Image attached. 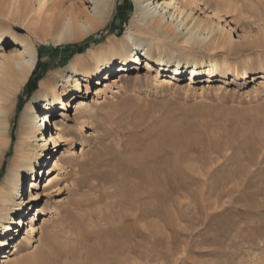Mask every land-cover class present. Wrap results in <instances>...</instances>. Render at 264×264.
Masks as SVG:
<instances>
[{"label": "rangeland", "instance_id": "obj_1", "mask_svg": "<svg viewBox=\"0 0 264 264\" xmlns=\"http://www.w3.org/2000/svg\"><path fill=\"white\" fill-rule=\"evenodd\" d=\"M230 1L236 9L217 21L232 44L208 42L190 54L183 52V37L167 36L176 53L169 52L166 60L187 67L197 62L201 68L216 58L224 77L246 70L248 77L231 85L222 79L214 86L198 83L191 88V76L184 75L178 85L160 87L153 81L156 72L140 69L118 92L84 95L82 115L93 114L96 127L85 119L73 142L58 141L56 157L49 159L34 189L39 199L30 204V211L40 205L41 214L55 215L46 221L44 234L36 231L32 244H22L21 254L4 264L46 251L51 234H56L52 264H264V90H257L264 73V0ZM202 11L198 14L205 17ZM46 16L38 23L40 29ZM140 19L135 0H116L100 31L62 44L53 37L40 41L26 24L14 22L25 30L18 35L32 36L39 56L14 102L13 138L0 163V185L12 166L24 112L41 81L55 80L62 94L66 82L61 75L73 60L108 38L118 40L114 35L122 37L128 29L149 51L136 31ZM13 47L11 41L0 44V59ZM153 51L157 58L159 52ZM74 112L69 108L65 117L73 129ZM149 189L147 200L142 194ZM152 208L159 210L162 223L159 216L147 214ZM19 229L0 247V256L13 251L9 246L21 241L27 226ZM109 247L118 255L106 253Z\"/></svg>", "mask_w": 264, "mask_h": 264}, {"label": "bare ground", "instance_id": "obj_2", "mask_svg": "<svg viewBox=\"0 0 264 264\" xmlns=\"http://www.w3.org/2000/svg\"><path fill=\"white\" fill-rule=\"evenodd\" d=\"M115 2L116 0H0V44L11 41L14 45L12 50L4 52L0 59V163L13 138L11 117L14 102L22 89L26 88L39 56L38 47L32 36L18 35V32L25 30L14 22L26 24L30 33L35 34L36 38L43 42H48L50 37L55 38L58 44L77 42L97 33L106 25ZM135 2L141 11V19L137 20L139 24L136 26V31L139 32L140 40L147 42L149 51L136 43L132 29L125 30L122 37L114 35L118 40L108 38L107 42L90 48L87 55H79L69 64V71L61 75L66 82L63 84L65 90L62 94L56 81L47 78L41 81L36 96L29 101L19 129V140L15 145L11 169L5 182L0 185V247L12 241L21 225H26L27 230L21 235L23 236L21 241H16V244L12 242L9 246L13 251L4 252L0 256V264L16 259L22 252V244L25 246L32 244L34 237L37 238L36 231L44 234L48 227L46 221L55 215L53 211L49 214H41L40 205H35L30 211V204L39 199V194L34 189L40 181L39 175L44 174V167H48L49 159L56 157L54 153L58 141L73 142L77 136L75 134L83 128L85 119L91 122L92 127H96L95 121L90 120L93 114L82 115L87 107L84 95L102 94L103 97L107 90L111 93L118 92L124 80L141 74L140 69H145L149 73L156 72L153 81L160 87L178 85L177 81L182 80L184 75L191 76L192 81L188 83L191 88H195L198 83L214 86V83L222 79L226 80V85H231L241 76L248 77L247 70L241 75L224 77L221 64L216 58L212 59L209 65L201 68L198 67L197 62L187 67L180 61L167 63L166 60L169 52L176 53L173 45L166 43L167 36H173L175 40L183 37L185 44L183 52L187 50L186 52L190 54L193 53L196 45L208 42L232 44V39L224 38L225 28L217 18L221 20L224 14L235 10L237 7L235 3L230 0H135ZM201 10H204L202 13H205V17L198 14ZM44 14L47 15H45V25L40 29L38 23L45 17ZM129 46L133 48L127 51ZM154 48L159 52L157 58ZM145 75L147 76L148 73ZM92 85L95 86V90H92ZM262 89L264 90V73L257 82V90ZM69 108L75 111L77 124L75 129L70 127L71 123L65 118L68 116ZM61 161V158L56 160L58 167L61 166ZM24 184H27V187H24ZM142 196L148 200L151 196L150 189L143 191ZM158 211L152 208L147 214L160 217ZM39 216L43 218L38 219ZM158 223H162L161 217ZM55 237L56 234L50 235V248L47 247L46 251L41 249L33 252L14 260V264H52L53 251H55L52 241ZM113 245L115 246V243ZM106 253L114 256L117 251L109 247ZM114 258L116 259V256Z\"/></svg>", "mask_w": 264, "mask_h": 264}]
</instances>
